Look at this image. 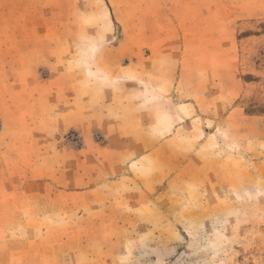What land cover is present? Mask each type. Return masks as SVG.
<instances>
[{
	"label": "rangeland",
	"instance_id": "1",
	"mask_svg": "<svg viewBox=\"0 0 264 264\" xmlns=\"http://www.w3.org/2000/svg\"><path fill=\"white\" fill-rule=\"evenodd\" d=\"M0 264H264V0H0Z\"/></svg>",
	"mask_w": 264,
	"mask_h": 264
}]
</instances>
